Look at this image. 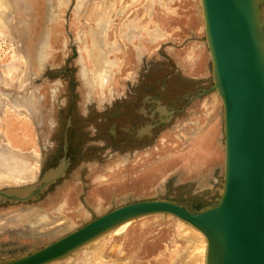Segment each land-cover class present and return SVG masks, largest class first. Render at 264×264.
Segmentation results:
<instances>
[{"label":"rangeland","instance_id":"1","mask_svg":"<svg viewBox=\"0 0 264 264\" xmlns=\"http://www.w3.org/2000/svg\"><path fill=\"white\" fill-rule=\"evenodd\" d=\"M3 3L0 81L5 69L17 67L22 77L12 89L0 86V114L14 144L37 153L36 182L61 167L66 147L71 164L35 201L0 207V214L33 211L49 220L32 233L0 234V260L128 203L170 199L191 211L216 204L223 105L210 91L200 0ZM8 93L33 105L11 108ZM181 228L173 216L144 217L51 264H172L186 246Z\"/></svg>","mask_w":264,"mask_h":264},{"label":"water","instance_id":"2","mask_svg":"<svg viewBox=\"0 0 264 264\" xmlns=\"http://www.w3.org/2000/svg\"><path fill=\"white\" fill-rule=\"evenodd\" d=\"M200 2L211 58L210 91L223 105L224 172L216 204L189 211L170 199L128 203L0 264H49L123 224L154 215L173 216L200 231L207 242L205 264H264V0ZM66 169L63 159L34 186L0 192L5 196L0 207L35 201L36 193L46 191Z\"/></svg>","mask_w":264,"mask_h":264},{"label":"bare ground","instance_id":"3","mask_svg":"<svg viewBox=\"0 0 264 264\" xmlns=\"http://www.w3.org/2000/svg\"><path fill=\"white\" fill-rule=\"evenodd\" d=\"M2 5H4L3 0H0V6ZM263 8H264V5L261 6V10H264ZM52 17L54 16L52 15L50 18L52 19ZM158 31H159L158 29L154 30V32H158ZM1 73H2L1 74L2 79L0 81V86L3 88H7V89L8 88L12 89L16 80H19V78L22 77L21 70L18 69L17 67L12 68L10 70L8 69L7 70L5 69V71L2 70ZM6 96L11 102V108H15V106L17 107L19 105H24V104L26 105V107L33 105L30 98H25V101L22 102L20 99H15L11 93L6 94ZM161 103L162 102L159 101V110H161V112L167 115H170L169 117H172L173 114L166 111L165 107H162L160 105ZM48 109L49 111H47V114L49 115V120L53 122L54 113L56 111L50 104H48ZM7 122L8 121L5 118H3V116L0 114V192H4L7 194H13V191L17 189H26L31 186H34L35 184L39 182V181L36 182V180L38 179L37 177L39 175L40 166L37 160L38 157L36 156L37 153L35 151H23L22 148L19 147L21 143L18 140L15 141L16 145L14 144L15 139L11 138L12 137L10 135L11 131L8 130ZM200 130H197V133H199ZM7 132H9V136L6 134ZM184 136L186 138H190L193 136V133H191L190 130L187 128V129H184ZM200 143H202V141ZM25 192L26 191H23V193ZM28 195L29 193L27 194V196ZM3 197L5 196H0V198H3ZM20 197L24 198V196L22 195ZM180 205L186 208L183 204H180ZM44 217L45 216L41 217L39 213H35L33 211L9 212V213L0 214V234L10 233L13 235L14 234L21 235L25 233L26 234L32 233V231H34V229L37 228L38 226H40V228L45 227V224L49 222V220ZM131 222H128L126 224L119 226L118 228L115 229L116 230L115 232L117 233L124 232ZM179 222L182 225L180 232H184L182 237L184 238L183 240L185 241L186 246L183 248V251L181 253L177 252L176 260H174L172 264H205V258H206V252H207V242H206L204 235L200 231L192 227L190 224H187L181 220H179ZM90 243L91 242L87 243L86 245ZM46 245L42 246L41 248L45 247ZM39 249H36V250H39ZM32 252L33 251L26 253V254H22V255H28V254H31ZM71 254H69L68 256L60 260L66 259ZM85 255L88 258H92L91 253H85ZM19 256L21 255L13 256L11 258H15ZM2 260H6V259H2ZM60 260H57L55 262H58ZM109 264H113V263H109Z\"/></svg>","mask_w":264,"mask_h":264},{"label":"flooded vegetation","instance_id":"4","mask_svg":"<svg viewBox=\"0 0 264 264\" xmlns=\"http://www.w3.org/2000/svg\"><path fill=\"white\" fill-rule=\"evenodd\" d=\"M68 148L66 147V151L64 152V156L66 158L67 164H71V157L69 158V151L67 150Z\"/></svg>","mask_w":264,"mask_h":264}]
</instances>
